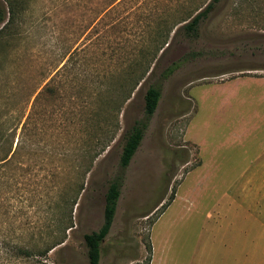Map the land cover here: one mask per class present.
<instances>
[{"label": "rangeland", "instance_id": "obj_1", "mask_svg": "<svg viewBox=\"0 0 264 264\" xmlns=\"http://www.w3.org/2000/svg\"><path fill=\"white\" fill-rule=\"evenodd\" d=\"M15 1L11 20L0 0V264H90L84 237L121 174L100 264H192L201 215L185 202L233 198L226 159L264 150V0H220L198 37L184 24L211 0ZM150 87L161 97L122 171Z\"/></svg>", "mask_w": 264, "mask_h": 264}, {"label": "crops", "instance_id": "obj_2", "mask_svg": "<svg viewBox=\"0 0 264 264\" xmlns=\"http://www.w3.org/2000/svg\"><path fill=\"white\" fill-rule=\"evenodd\" d=\"M210 84L222 85L220 82ZM202 101L204 105L205 99ZM216 159L219 160L212 163L201 160L197 167L220 168V155ZM226 160H234L238 169L239 179L230 187L234 197L185 202L188 217L189 214L194 218L201 215L197 227L200 241L193 250L192 264H264V179L261 176L263 181H260L259 177L264 175V150L253 156L235 151L234 156ZM175 202L172 201L165 212L172 209Z\"/></svg>", "mask_w": 264, "mask_h": 264}, {"label": "trees", "instance_id": "obj_3", "mask_svg": "<svg viewBox=\"0 0 264 264\" xmlns=\"http://www.w3.org/2000/svg\"><path fill=\"white\" fill-rule=\"evenodd\" d=\"M9 6V14L12 19H15L18 16L19 10L16 6L15 0H5ZM220 2V0H211L208 2L203 8L200 6L198 8V12L192 17V19L184 24V30L187 31L188 35L191 37H198L199 26L206 19L208 14L214 9L216 4ZM5 23V13L0 8V24ZM7 27V24L3 26L1 31H3ZM161 97V90L157 87H150L145 95V116L142 120L137 121L133 127L125 134V141L120 157V168L124 171L130 164L133 156L138 150L141 141L144 137L145 131L148 128L149 121L151 117L154 115L159 100ZM104 149L101 151H97L96 154L89 153V156H83L84 163L86 164V169L82 171L81 176L85 177V175L90 170V165L92 162L101 155ZM1 161H8L7 157ZM123 179V174L120 175L117 179L113 180L107 190L105 196V211H104V222L98 231H94L90 234H86L85 245L87 247V256L90 264H100L101 257V246L104 242L105 238L108 236L111 226L114 221V216L117 207V201L120 195V188ZM81 190L83 189V184L81 185ZM173 194V193H172ZM172 201H169L165 205V208L169 206ZM62 241H58L53 243L52 245L46 248H40L36 252L32 251L30 247L25 244H17L16 246V256L18 258L28 259L34 256H47L48 252L52 250L57 245L61 244ZM150 250V246H149Z\"/></svg>", "mask_w": 264, "mask_h": 264}]
</instances>
